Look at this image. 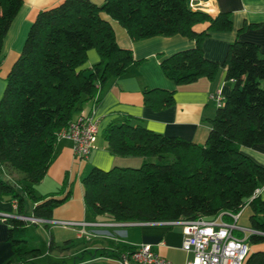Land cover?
<instances>
[{"label": "trees", "instance_id": "1", "mask_svg": "<svg viewBox=\"0 0 264 264\" xmlns=\"http://www.w3.org/2000/svg\"><path fill=\"white\" fill-rule=\"evenodd\" d=\"M21 7L22 0H0V54ZM102 12L117 20L134 41L177 34L193 40L194 47L161 61L166 76L176 84L202 77L214 80L224 67L232 91L208 120L203 144L155 132L124 112L109 122L103 136L110 152L116 158L143 160L135 167H93L83 178L87 211L113 222L192 220L220 213L230 221L228 213L249 204L252 228L264 232V196L255 195L264 186V166L241 151L242 146L264 143V53L258 44L236 39L222 63L208 59L205 38L231 30L232 15L223 11L213 16L194 9L191 0H63L37 12L0 99V197L17 200L18 215H28V197L35 203L31 216L43 219H51L69 197L39 195L35 187L56 156L58 132L87 102H97L99 90L110 79L142 62L118 45ZM90 49L100 60L83 68ZM143 96L155 110L174 103V91L144 88ZM6 222L16 251L7 264H34L40 249L29 245L34 237L27 233V222L16 217ZM249 240L259 243L264 235L253 234ZM51 248L63 249L53 241ZM111 248V255L102 254L119 257L133 247ZM81 253L94 254L87 248ZM244 264H264V251L249 252Z\"/></svg>", "mask_w": 264, "mask_h": 264}, {"label": "crops", "instance_id": "2", "mask_svg": "<svg viewBox=\"0 0 264 264\" xmlns=\"http://www.w3.org/2000/svg\"><path fill=\"white\" fill-rule=\"evenodd\" d=\"M62 1L22 0V7L9 27L0 54V99L6 88V76L23 49L37 12L58 5ZM92 1L102 4L105 0ZM196 1L198 7L194 9L204 10L213 16L223 11H228L232 15L231 30L211 32L205 38L203 51L208 59L222 63L230 43L236 39L254 42L264 53V0ZM101 17L111 24L118 45L132 50L135 59L142 62L139 65H131L124 75L110 79L99 90L97 102L90 101L85 104L82 112L92 117L99 125L95 147L87 158L80 159L76 156L72 140L66 138L58 140L56 156L46 176L35 187L39 195L54 194L63 197L68 194L69 197L54 209L52 218L47 219L49 222L42 224L27 222L25 226L27 233L34 237L29 245L40 249L39 257L34 258V264H122L118 256H106L102 252L111 255L113 244L133 247L142 243L151 244L173 264H186L191 257L182 248L184 232L181 224L113 222L105 216L91 215L85 203L83 178L93 167L107 170L114 165H120L123 160L128 163L126 165L142 162L143 159L140 157L116 158L104 139L105 127L123 112L142 120L148 128L160 134L205 143L210 129L208 120L214 118L218 109L217 102L210 96L212 93H218L225 99L232 91L231 82L227 80L226 69L222 67L214 80L202 77L191 83L176 84L164 73L161 61L177 51L194 47L193 40L177 34L134 41L117 20L106 12H102ZM99 60L98 52L90 49L83 68H90ZM144 88L174 91V103L169 107L155 110L144 103ZM241 151L264 166V143L242 146ZM258 195L264 196V186L258 189ZM34 205L33 202L32 207ZM17 208L14 200L0 197V213L14 217L18 215ZM24 212L28 214L25 201ZM32 214L33 208L28 215ZM251 215L252 208L247 204L242 210L239 225L252 228ZM53 221L75 224L66 226ZM83 222L98 225L88 229L91 235H81L80 223ZM31 225L35 226L37 235L30 232ZM9 228L6 219L0 215V264H7L16 255L9 236ZM38 235L49 241V252L45 253L37 246L40 240ZM51 241L63 249H52ZM249 247L250 252L264 251V241L251 243ZM85 248L94 254L83 255L81 252ZM52 254L55 256L44 260ZM80 256L82 260L79 259Z\"/></svg>", "mask_w": 264, "mask_h": 264}, {"label": "built area", "instance_id": "3", "mask_svg": "<svg viewBox=\"0 0 264 264\" xmlns=\"http://www.w3.org/2000/svg\"><path fill=\"white\" fill-rule=\"evenodd\" d=\"M191 6L193 8L198 7L197 1L191 0ZM210 97L217 102L218 107L224 104L225 99L220 94L212 93ZM98 135V123L88 114L81 112L68 127L62 128L58 132V140L63 138L72 140L76 156L85 159L95 147ZM255 195H258V190ZM14 204L17 206L18 201L14 200ZM243 208L238 213H228L234 222L226 220L224 213L213 218L200 217L192 220L165 221L183 226L182 248L191 257L186 264H244L250 252L247 239L253 234L264 235V232L239 225L238 221ZM0 215L4 219L10 216L6 213H0ZM14 217L35 224L50 221L29 215H16ZM53 222L66 226L75 224L64 221ZM96 225L98 224L80 223L82 226L81 235H91L88 229ZM236 229L242 230L245 237L235 236L234 231ZM119 261L122 264H173L171 260L162 256L151 244L147 243L135 245L132 250L122 252L119 255Z\"/></svg>", "mask_w": 264, "mask_h": 264}, {"label": "rangeland", "instance_id": "4", "mask_svg": "<svg viewBox=\"0 0 264 264\" xmlns=\"http://www.w3.org/2000/svg\"><path fill=\"white\" fill-rule=\"evenodd\" d=\"M120 165H123V166H132V167H135V166H138V165H140V162L138 163V162H136V163H131V165H126V164H128V163H126V161H121L120 163H119ZM3 168L0 166V174H3ZM32 205H33V202L29 199V198H25V206H26V211H27V213L28 214H30V212L32 211ZM230 221H232V222H234V220L230 217ZM30 232L32 233V234H35V235H37V232H36V228H35V226H33V225H31L30 226ZM234 235L235 236H239V237H245V233L242 231V230H240V229H236L235 231H234ZM38 237H39V242L37 243V246H39L40 248H41V250L43 251V252H49V241H45L41 236H39L38 235ZM247 243H248V245H250L251 244V242H250V240H249V238L247 239ZM48 255H49V253H48ZM55 255L54 254H52L51 256H48L47 258L45 257V259L44 260H48L49 258H51V257H54Z\"/></svg>", "mask_w": 264, "mask_h": 264}]
</instances>
